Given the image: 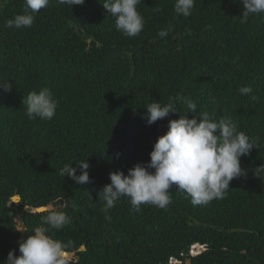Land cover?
Wrapping results in <instances>:
<instances>
[{
    "label": "trees",
    "instance_id": "trees-1",
    "mask_svg": "<svg viewBox=\"0 0 264 264\" xmlns=\"http://www.w3.org/2000/svg\"><path fill=\"white\" fill-rule=\"evenodd\" d=\"M103 3L71 8L49 0L31 28L13 29L5 22L25 12V0H0V82L13 85L10 92L0 88V262L13 250L19 257V242L48 227L41 209L49 208L72 217L47 233L71 242L70 264H168L171 258L186 264L197 244L207 250L192 264H264V180L252 171L264 164V14L245 22L242 0H196L184 18L175 15L174 0H142L145 27L126 37ZM169 25L168 37H158ZM244 86L253 93L241 95ZM43 88L58 101L56 115L29 119L24 99ZM178 95L197 104L190 119L199 111L217 120L231 116L257 141L260 147L241 158L247 177L234 179L225 199L207 205L193 206L173 186L166 209L142 205L133 213L124 198L106 219L98 194L111 183L109 174L127 175L149 162L169 121L187 114L177 102L180 112L149 126L146 106ZM87 159L89 183L61 175L72 163L82 174L76 162Z\"/></svg>",
    "mask_w": 264,
    "mask_h": 264
},
{
    "label": "clouds",
    "instance_id": "clouds-1",
    "mask_svg": "<svg viewBox=\"0 0 264 264\" xmlns=\"http://www.w3.org/2000/svg\"><path fill=\"white\" fill-rule=\"evenodd\" d=\"M71 8L83 5L85 0H58ZM196 0H174L173 10L177 17L188 18L193 14ZM26 9L22 14L6 20L5 27L13 29L31 28L35 21V14L49 5V0H25ZM142 0H104L103 7L107 15L114 18L117 31L126 37L138 36L145 27V18L138 11ZM242 19L246 22L250 15L264 14V0H242ZM157 12L161 9L157 8ZM173 27L160 30L157 36L167 38ZM0 88L10 92L13 88L9 80L0 82ZM241 95L253 93L250 86L238 89ZM255 95L251 99H255ZM186 106L187 114L179 119H171L168 131L159 136L150 152V161L138 162L128 169L127 175L123 171L109 174L111 183L106 184L98 194V200L103 203L102 211L106 219H110L109 210L121 199H128L133 213H140L142 205H153L166 209L172 203L171 191L176 186L179 191L190 198L193 206L207 205L213 200H223L227 197L230 183L237 178L247 177L248 170L242 168L241 158L251 154L253 148H259L257 141L238 130V126L231 116L216 119L207 111H199L198 116L189 118L188 114L197 112V104L188 97L178 95L175 100L162 105L158 101L146 106V123L151 126L180 111L176 103ZM26 115L29 119L51 121L58 108V101L48 88L39 92L32 91L24 99ZM73 164V163H72ZM66 164L62 176L70 177L77 185L90 182L86 161L76 162L82 174L77 175V168ZM154 169V172L151 171ZM253 175L264 180V164L252 170ZM17 198V197H14ZM13 198V199H14ZM20 198V197H19ZM21 200V199H20ZM16 203L15 201H13ZM16 204H19L16 203ZM42 216V224L48 227H36L33 233L19 242V252L10 251L6 261L0 264H70L68 249L71 242L64 243L53 239L47 233L49 229L62 230L72 223V217L62 211H52ZM19 231V230H18ZM207 250L206 245L192 246L188 260L197 257ZM185 264L182 259L171 258L168 264Z\"/></svg>",
    "mask_w": 264,
    "mask_h": 264
},
{
    "label": "water",
    "instance_id": "water-1",
    "mask_svg": "<svg viewBox=\"0 0 264 264\" xmlns=\"http://www.w3.org/2000/svg\"><path fill=\"white\" fill-rule=\"evenodd\" d=\"M89 43H90V46H92L94 48L98 46L97 42H95V41H90ZM13 201H15L16 203H18V202H20V198L19 197L14 198ZM187 264H192L191 260H188Z\"/></svg>",
    "mask_w": 264,
    "mask_h": 264
},
{
    "label": "rangeland",
    "instance_id": "rangeland-1",
    "mask_svg": "<svg viewBox=\"0 0 264 264\" xmlns=\"http://www.w3.org/2000/svg\"><path fill=\"white\" fill-rule=\"evenodd\" d=\"M21 228V227H20ZM21 230H23V229H21Z\"/></svg>",
    "mask_w": 264,
    "mask_h": 264
},
{
    "label": "built area",
    "instance_id": "built-area-1",
    "mask_svg": "<svg viewBox=\"0 0 264 264\" xmlns=\"http://www.w3.org/2000/svg\"><path fill=\"white\" fill-rule=\"evenodd\" d=\"M173 264H175V263H173Z\"/></svg>",
    "mask_w": 264,
    "mask_h": 264
},
{
    "label": "bare ground",
    "instance_id": "bare-ground-1",
    "mask_svg": "<svg viewBox=\"0 0 264 264\" xmlns=\"http://www.w3.org/2000/svg\"><path fill=\"white\" fill-rule=\"evenodd\" d=\"M16 200V199H15Z\"/></svg>",
    "mask_w": 264,
    "mask_h": 264
}]
</instances>
